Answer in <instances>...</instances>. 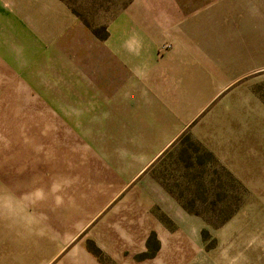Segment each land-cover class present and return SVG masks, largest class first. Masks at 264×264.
<instances>
[{
  "label": "crops",
  "instance_id": "0c3cea01",
  "mask_svg": "<svg viewBox=\"0 0 264 264\" xmlns=\"http://www.w3.org/2000/svg\"><path fill=\"white\" fill-rule=\"evenodd\" d=\"M197 7L131 6L101 39L98 74L77 69L87 101L39 102L44 127L35 132L37 149L24 155L27 181L9 184L0 264H175V238L188 236L190 216L160 175L183 133L220 160L218 98L247 68L238 70L230 48L255 33L252 23L221 20L218 7L204 15ZM210 28L225 35L210 36ZM8 67L0 91H32ZM96 75L101 86L90 82ZM60 88L78 94L80 87ZM45 130L48 141L39 136ZM24 131L27 147L32 132Z\"/></svg>",
  "mask_w": 264,
  "mask_h": 264
},
{
  "label": "rangeland",
  "instance_id": "374dc122",
  "mask_svg": "<svg viewBox=\"0 0 264 264\" xmlns=\"http://www.w3.org/2000/svg\"><path fill=\"white\" fill-rule=\"evenodd\" d=\"M143 1L150 0H0L1 84L8 83L5 70L10 64L18 73L15 78L32 90L25 92L19 85L13 92L10 85L0 91L5 92L0 96L1 248L9 240V184L27 181L24 155L37 149L36 134L44 127L36 115L39 102L60 96L87 101L90 92L81 86L77 69L98 74L101 39L125 11ZM172 1L198 6L197 11L206 10L202 15L218 7L221 20L252 23L255 32L252 42L230 48L238 70L247 68L233 82L232 92L224 95L228 89L218 98L222 104L213 121L220 160L183 133L160 175L190 216L188 236L175 238V250H180L174 253L175 264H264V0ZM210 29V36L225 35ZM89 79L102 85L100 75ZM60 85L67 90L79 85V92H60ZM24 129L32 132L25 139L27 147L22 145ZM43 135L42 141H48L49 131Z\"/></svg>",
  "mask_w": 264,
  "mask_h": 264
}]
</instances>
